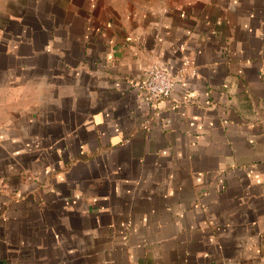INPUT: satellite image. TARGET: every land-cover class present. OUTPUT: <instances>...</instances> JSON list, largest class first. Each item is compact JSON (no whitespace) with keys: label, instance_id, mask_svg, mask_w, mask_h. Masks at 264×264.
Segmentation results:
<instances>
[{"label":"crops","instance_id":"obj_1","mask_svg":"<svg viewBox=\"0 0 264 264\" xmlns=\"http://www.w3.org/2000/svg\"><path fill=\"white\" fill-rule=\"evenodd\" d=\"M0 264H264V0H0Z\"/></svg>","mask_w":264,"mask_h":264},{"label":"built area","instance_id":"obj_2","mask_svg":"<svg viewBox=\"0 0 264 264\" xmlns=\"http://www.w3.org/2000/svg\"><path fill=\"white\" fill-rule=\"evenodd\" d=\"M180 75H168L157 62H152L144 71V80L139 84L146 101L154 104L157 101L169 98L175 83Z\"/></svg>","mask_w":264,"mask_h":264}]
</instances>
